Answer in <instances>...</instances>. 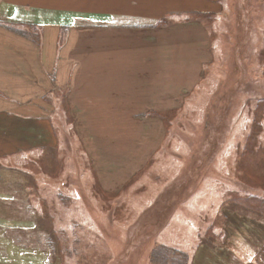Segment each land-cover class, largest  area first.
<instances>
[{
  "label": "rangeland",
  "instance_id": "374dc122",
  "mask_svg": "<svg viewBox=\"0 0 264 264\" xmlns=\"http://www.w3.org/2000/svg\"><path fill=\"white\" fill-rule=\"evenodd\" d=\"M191 1L208 12L178 17L200 21L197 37L161 30L159 45L143 47V93L158 92L145 112L163 129L158 141L148 134L151 162L103 192L98 167L119 168L146 127L127 132L101 110L80 111L76 125L65 109L52 133L34 125L33 154L0 175V264H156L157 246L186 251V264H264V0ZM187 73L206 90L180 93L195 82Z\"/></svg>",
  "mask_w": 264,
  "mask_h": 264
},
{
  "label": "crops",
  "instance_id": "0c3cea01",
  "mask_svg": "<svg viewBox=\"0 0 264 264\" xmlns=\"http://www.w3.org/2000/svg\"><path fill=\"white\" fill-rule=\"evenodd\" d=\"M192 12L208 11L192 6L191 0H0V141L14 144L0 148V175L13 159L33 154L36 148L29 140L37 132L33 126L48 135L55 112L65 109L76 125L83 115L80 111L101 110L108 112L102 117L110 125L127 132L128 127H146L142 142L119 168L107 169L103 162L97 169L103 192L123 189L140 176L138 170L145 169L150 155L154 156L149 154L148 134L158 141L163 133L161 121L145 112L154 110L157 98L153 96L158 92L150 85L149 94L143 93V47L159 45L161 30L170 29L163 32L165 37L176 33L197 37L204 30L200 21L178 17ZM161 17L170 24L159 27ZM16 28L30 30L34 37L20 36ZM146 53H152L150 48ZM168 54L173 56V50ZM159 61L151 77L161 74ZM190 73L186 77L195 82L179 91L188 98L196 88L199 94L206 90L199 75ZM17 123L23 128L13 130Z\"/></svg>",
  "mask_w": 264,
  "mask_h": 264
},
{
  "label": "trees",
  "instance_id": "16d2710c",
  "mask_svg": "<svg viewBox=\"0 0 264 264\" xmlns=\"http://www.w3.org/2000/svg\"><path fill=\"white\" fill-rule=\"evenodd\" d=\"M6 236L8 235L6 234ZM185 255V253L176 249L157 246L154 250L153 259L155 260L156 264H186L187 260Z\"/></svg>",
  "mask_w": 264,
  "mask_h": 264
}]
</instances>
